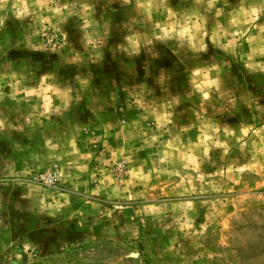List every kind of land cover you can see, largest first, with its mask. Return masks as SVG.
I'll return each instance as SVG.
<instances>
[{
	"label": "rangeland",
	"instance_id": "obj_1",
	"mask_svg": "<svg viewBox=\"0 0 264 264\" xmlns=\"http://www.w3.org/2000/svg\"><path fill=\"white\" fill-rule=\"evenodd\" d=\"M263 150L264 0H0V264H264Z\"/></svg>",
	"mask_w": 264,
	"mask_h": 264
},
{
	"label": "crops",
	"instance_id": "obj_2",
	"mask_svg": "<svg viewBox=\"0 0 264 264\" xmlns=\"http://www.w3.org/2000/svg\"><path fill=\"white\" fill-rule=\"evenodd\" d=\"M48 111H49V113H50V107H48ZM263 152H264V150H263ZM263 161H264V159H263ZM244 165H245V168L246 169H249V170H251L252 172H256V170H254V166H256V165H254V163H249V161H247V162H244ZM261 167H264V165H262V166H258L257 168H261ZM256 169V168H255Z\"/></svg>",
	"mask_w": 264,
	"mask_h": 264
}]
</instances>
